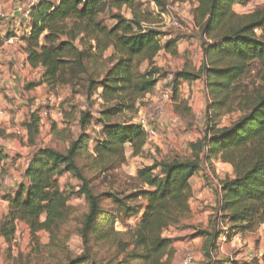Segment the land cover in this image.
<instances>
[{
	"label": "trees",
	"instance_id": "trees-1",
	"mask_svg": "<svg viewBox=\"0 0 264 264\" xmlns=\"http://www.w3.org/2000/svg\"><path fill=\"white\" fill-rule=\"evenodd\" d=\"M136 1L40 0L32 9L30 31L24 36L28 43L25 51L30 66L42 68L43 75L40 82L27 84L25 90L29 92L43 84L51 89L78 86L84 81L87 99L98 95L103 101L96 120L102 128L91 152L89 145L94 140L88 130L94 115L84 111L79 119L72 120L74 111H64L65 126L59 130L54 124L52 130L58 141L68 147H37L34 151L24 183L7 198L9 212L0 226V237L7 243L12 242L17 225L24 223L33 239L40 232L48 233L49 255L66 256L68 264H91L98 242L116 247L114 258H123L118 264H173L175 240L165 237V232L179 229L191 217L190 181L202 170L204 162L215 158L231 165L234 177L220 183L221 195L211 228H196L192 235L193 239H204L203 254L208 264L219 251L223 235L231 241L264 226V72L263 84L254 85L253 90L241 84L252 71L253 63L264 68V8L239 15L233 7L246 0H198L193 11L195 23L201 35L212 38L213 43L204 46L205 59L199 71L185 69L176 74L174 98L177 99L183 81L206 82L210 98L207 136L189 144L191 158L155 161L137 171V180L145 187L139 194L144 199L143 207L127 211L138 218V223L128 232L116 230L117 218L105 209V201L121 203L111 194L97 195L90 175L106 174L125 165L128 145L133 158L144 156V129L123 117L137 114L161 79L167 78L155 59L181 40L176 37L162 45L159 39L168 35L144 28V23L153 20L138 10ZM153 2L160 15L169 12L164 1ZM123 8L133 11L134 16H124ZM115 9L118 13H114ZM105 14L115 22L112 28L101 20ZM108 51L111 55L106 57ZM144 63L148 67L143 71ZM235 111L243 114L238 121L227 127L218 125L224 114ZM74 124L81 128L77 138L72 132ZM22 126L29 144L36 146L42 127L40 112L32 113ZM66 175L80 183L77 191L69 192L59 186V178ZM75 196L85 202L84 213L78 226L64 231L77 212L70 205ZM227 225L231 229L225 233ZM73 233L79 234L85 247V253L74 258L65 247Z\"/></svg>",
	"mask_w": 264,
	"mask_h": 264
},
{
	"label": "rangeland",
	"instance_id": "rangeland-1",
	"mask_svg": "<svg viewBox=\"0 0 264 264\" xmlns=\"http://www.w3.org/2000/svg\"><path fill=\"white\" fill-rule=\"evenodd\" d=\"M162 1L168 5L170 11H175L173 12L175 16L183 14V16H188L186 17L187 19H193L194 6L197 5V0H195L194 3L192 2L193 0H190V4L185 7L182 3L176 2L177 0ZM136 4L138 5V10L142 14H149L153 20L149 23L143 24L145 29H153L157 32L168 35L167 37L162 36L159 39L162 45H165L168 41L176 37H179L182 40V42L179 43L180 45L178 44V47L176 46L175 48H172L169 52L162 51L155 59L156 66L163 70L164 76H171L167 83H163L159 88H166L167 85L173 87L176 74L185 69L195 72L199 71L205 59L204 46L207 43H213V39L203 37L200 31L190 30L185 33V31H177L169 27V21L160 15L159 9L153 0H137ZM263 8L264 0H246L243 4H236L233 7V10L239 15H247ZM114 13H118V10L115 9ZM122 13L126 17L130 16V18L134 16L133 11L126 8L122 9ZM107 14L100 18L104 21L105 25L112 28L115 25V22L112 21L110 19L111 16ZM0 20H3V18L0 17ZM110 55V51L105 54L106 57H109ZM147 67L148 63H144L142 70H146ZM262 72H264V68H262L259 63H253L252 71L242 80L241 84L245 87H249L250 90H253V87L255 86L262 85ZM82 78L85 79L84 76ZM164 79L165 77H163L161 81ZM39 81L40 79L37 78L33 79L30 83ZM85 86V82L81 81L78 86L61 87L66 89V91L63 92H61V90L57 91L58 88L51 89L48 86V89L53 92L55 96L63 97V101L59 106L60 108L56 107L55 101L47 100L46 104L42 105L43 103L37 104L34 97H31V95L28 99H25L28 104L37 108L34 112H40V116L42 115V128L37 138V144L42 147L53 146L57 149L68 147L67 143L59 142L58 138L53 134L51 122H56L55 120H57L60 125L57 126V128L61 130L65 126V123L62 122V118L58 117V114L61 111H63L62 114L64 116V111L67 114H71L70 112L73 110L75 115L71 117L72 120L75 118L79 119L82 112L90 111L95 117L93 125L88 130L89 135L94 140L89 145L90 151L93 152L95 138L99 137L102 128L96 122L102 105L98 104L94 98L91 100L87 99L85 96ZM198 88V90H200L199 100L193 98L191 95L186 98L182 97L183 92L180 91V89L178 90L179 94L177 99L175 100L174 98L173 103L166 106L164 115L157 123H155L156 127L159 129L158 142L149 146L143 157L134 159L130 155L128 145L126 147L127 163L125 165L106 174L94 172L93 175H90L92 177V185L97 195L111 194L121 203L120 205H115L110 201H105V209L109 210L111 214L117 218L115 221V228L118 232L124 233L131 231L138 223V218H135L134 215H130L127 209L139 210L143 207L144 199L142 196L140 197L139 194L145 189V187L137 180V171L144 166H151L155 161H171L174 159L185 160L191 158L193 155L192 152L185 153L186 145H189L190 142L188 137L190 136L192 140H194L193 143H195L207 136L209 124L207 118V106L210 98L207 92L206 82L201 80ZM187 90L192 92L191 86H189ZM74 92L78 93L74 95ZM177 106H179L178 109ZM192 106L195 107V112ZM43 112H46L47 116L44 115ZM137 114L134 115L127 113L123 119L135 123L138 121ZM242 115L241 112L236 111L226 113L220 118L218 125L220 127L231 126L234 122L238 121ZM72 132L74 137L77 138L81 133V128L77 124H74L72 126ZM186 135L188 136V139L186 138ZM182 136L186 139H181ZM212 161L206 162L207 165L205 166V169L208 170L209 174L214 176V180H212L209 187L212 191L216 192V190L219 191L218 185L221 183L220 178L225 179V173H223V169H221L224 167L225 163L221 161L220 158H215ZM216 170H219L221 174L217 175ZM79 185L80 183L70 175L59 178V186L63 188V190L69 192L77 191ZM70 205L75 207L77 212L71 217V220L74 221L68 224V226L64 228V231L71 230L78 226V219L82 216L85 209V202L77 196L72 198ZM190 224L191 222L185 221L179 229L170 228L165 232V237L176 238V242H178L177 244L180 246L184 240L189 238V234L195 232L196 227L191 226ZM227 227L229 230L231 229V225H228ZM210 228L211 224L208 229ZM263 228L264 226H261L255 233L239 235V237L244 238L243 240L234 237L231 244H228L229 241L227 237L223 235L221 237L222 240L220 239V249L214 253V259L211 264H245L253 263L255 261H258V264H260V262L261 264H264V231H261ZM189 229L193 230L187 233L189 236L182 234L183 231ZM197 229L202 228L197 227ZM223 231L225 233L227 232L224 229ZM49 242L50 235L46 232L40 233L35 239H33L31 233L28 232L27 229L20 228L15 233L11 243H3L0 241V264H68V258H66V256L57 254L56 256L51 257L49 255L48 250L46 249V245ZM65 244L69 256H72L73 258L79 257L85 253L83 241L78 233H73ZM189 250L195 254V264H208L209 260L204 258L205 255L203 253L201 258L199 257V245L180 248V255L176 264H182L185 254ZM93 251V260L91 264H110L112 259L113 264H118V262L123 259L122 257L115 259L114 255H116L117 252L116 247H111L106 242H98Z\"/></svg>",
	"mask_w": 264,
	"mask_h": 264
},
{
	"label": "crops",
	"instance_id": "crops-1",
	"mask_svg": "<svg viewBox=\"0 0 264 264\" xmlns=\"http://www.w3.org/2000/svg\"><path fill=\"white\" fill-rule=\"evenodd\" d=\"M31 1L32 0H0V17L3 18V20H0V38L2 40V45L0 46V226L4 217L9 212L10 202L7 198L14 195L21 184L24 183V174L28 168L30 158L37 147H42L37 144L38 140H36V146L29 144L27 132L22 126L35 109H37L35 106L28 104L25 99H28L31 95V97H34L37 104L43 103L42 105H45L47 100L55 101L57 108H60L59 106L63 101V97L55 96V94L48 89L46 84L36 87L29 92L25 90L26 85L33 79L39 78L40 81L42 80V68L39 67L35 69L30 66L24 71H16L15 69L17 64H20V62L28 58V54L25 51L28 43L24 41V36L30 31L28 28L30 20L24 17V10ZM189 1L190 0H185V2L182 3L183 6L189 5ZM194 1L195 0L192 2L194 3ZM196 7L197 5L194 6V8ZM127 18H130V16ZM7 36L11 37L8 38ZM10 39H13L12 43L8 42ZM181 42L182 40H180L178 44ZM167 78L170 79L171 76ZM167 81V79L160 81L156 89L163 83H167ZM200 81L201 80H198L192 83L183 81L179 86L180 91L183 92L182 97L186 98L191 95L193 98L199 100L200 90H198V85ZM189 86H191L192 92L187 90ZM58 90H61V92L66 91L65 88L61 87L60 89L58 88L57 91ZM67 90L69 91L68 88ZM97 97L99 96L97 95ZM193 109L195 112V107H193ZM62 112L63 111L58 114V117H61L64 123L65 119ZM55 121L56 122H51L52 126L54 124L60 126L58 121ZM187 137L186 135V138ZM188 138L190 139L189 144L194 142L190 136ZM147 148L148 147L145 148V151ZM129 152L131 155V151ZM190 152L191 150L188 148L185 153ZM206 165V162H204L202 170L190 181L193 190V198L191 199L192 215L187 220V222H191V226L202 229H208L210 227L211 220L214 218V210L216 209L221 195L219 191L216 190V192H214L210 189L209 185H211L212 180H214V176L209 174L208 170L205 169ZM221 169H223V173H225V179L234 177L233 167L231 165L224 164V167ZM216 174L220 175L221 173L219 170H216ZM220 179L221 181L225 180L224 178ZM20 228L27 229V231L30 232L29 227L24 223H19L17 225V231ZM228 229V227L224 228L225 231H228ZM262 230L264 231V228L261 229V231ZM191 231L193 230L189 229L183 231L182 234L188 235L187 233ZM193 234H189V238L184 240L180 246H178L176 238L170 237L175 240L174 248L176 253L173 264H176L178 260L180 248H188L191 245H199V257L201 258L204 239H193ZM235 238L240 240L244 239L239 237V235L235 236ZM0 241L6 243L3 237H0ZM231 241H229L228 244H231Z\"/></svg>",
	"mask_w": 264,
	"mask_h": 264
},
{
	"label": "built area",
	"instance_id": "built-area-1",
	"mask_svg": "<svg viewBox=\"0 0 264 264\" xmlns=\"http://www.w3.org/2000/svg\"><path fill=\"white\" fill-rule=\"evenodd\" d=\"M40 0H32L26 6L24 10V17L30 20L32 9L38 4ZM179 4V3H178ZM198 4V0H197ZM169 10V8H168ZM175 11H170L167 14H162L164 18H166L169 23V27L173 28L174 30H179L185 33L190 30L200 31V28L196 25L195 19H187L188 16H183V14H178L175 16L173 14ZM178 12V11H177ZM190 23V24H189ZM28 34V32L26 33ZM25 34V35H26ZM13 39L8 40L9 43H12ZM30 64L28 62V58L24 59L20 64L15 66L16 71H24L25 69L29 68ZM169 80L168 78H165ZM159 86V84L157 85ZM96 101L98 103H103L100 97L96 96ZM174 100V86L171 87L169 85L166 88L160 89L159 87L154 90L153 93L149 94L146 100V104L144 107L140 109L137 114L138 121L135 122L136 124L140 125L145 133H146V147L154 145L159 140V129L156 127L155 123L164 115L165 108L167 105L172 104ZM44 115L47 116L46 112H43ZM1 115V112H0ZM181 139H186L184 136ZM188 150L189 145H186ZM185 150V151H187ZM219 192L221 191V184L218 185ZM195 254L192 251H187L185 257L183 259L182 264H195Z\"/></svg>",
	"mask_w": 264,
	"mask_h": 264
}]
</instances>
